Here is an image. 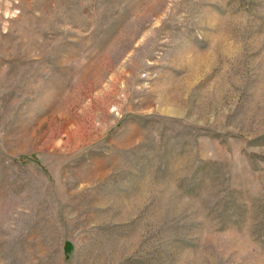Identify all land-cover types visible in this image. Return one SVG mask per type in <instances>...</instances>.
Here are the masks:
<instances>
[{
  "label": "rangeland",
  "instance_id": "obj_1",
  "mask_svg": "<svg viewBox=\"0 0 264 264\" xmlns=\"http://www.w3.org/2000/svg\"><path fill=\"white\" fill-rule=\"evenodd\" d=\"M0 264H264V0H0Z\"/></svg>",
  "mask_w": 264,
  "mask_h": 264
}]
</instances>
